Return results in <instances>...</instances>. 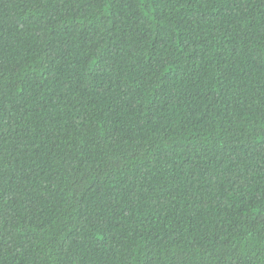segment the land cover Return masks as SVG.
Wrapping results in <instances>:
<instances>
[{
    "label": "trees",
    "instance_id": "16d2710c",
    "mask_svg": "<svg viewBox=\"0 0 264 264\" xmlns=\"http://www.w3.org/2000/svg\"><path fill=\"white\" fill-rule=\"evenodd\" d=\"M0 264H264V0H0Z\"/></svg>",
    "mask_w": 264,
    "mask_h": 264
}]
</instances>
